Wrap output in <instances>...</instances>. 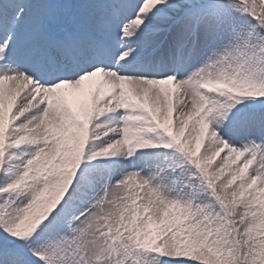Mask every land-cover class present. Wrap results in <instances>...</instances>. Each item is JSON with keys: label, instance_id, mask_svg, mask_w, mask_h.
Listing matches in <instances>:
<instances>
[{"label": "snow or ice", "instance_id": "1", "mask_svg": "<svg viewBox=\"0 0 264 264\" xmlns=\"http://www.w3.org/2000/svg\"><path fill=\"white\" fill-rule=\"evenodd\" d=\"M0 264H264V0H0Z\"/></svg>", "mask_w": 264, "mask_h": 264}]
</instances>
